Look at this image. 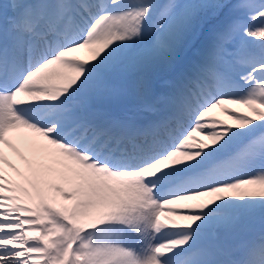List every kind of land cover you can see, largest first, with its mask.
Returning a JSON list of instances; mask_svg holds the SVG:
<instances>
[{"label": "snow or ice", "instance_id": "6c2138e0", "mask_svg": "<svg viewBox=\"0 0 264 264\" xmlns=\"http://www.w3.org/2000/svg\"><path fill=\"white\" fill-rule=\"evenodd\" d=\"M0 9V264H264V0Z\"/></svg>", "mask_w": 264, "mask_h": 264}, {"label": "bare ground", "instance_id": "6f19581e", "mask_svg": "<svg viewBox=\"0 0 264 264\" xmlns=\"http://www.w3.org/2000/svg\"><path fill=\"white\" fill-rule=\"evenodd\" d=\"M19 2H26V0H0V5L7 6V16L11 17V16L14 15V12H13L14 4L15 3H19ZM0 11H3V10L0 9ZM79 54L83 58H88V56H89L88 50H81ZM159 76H160V80H159L160 87L161 88L166 87V85L164 84V80L169 79L170 78L169 75H166V72H160ZM224 107L235 108L239 112H249V109L247 107H245L244 105L227 104V105H224V106H221V107H217L216 109H214L213 112H212V115H215V116L219 117L220 119L225 120L226 116L222 112ZM228 116H230V119H231V120L230 119H228V120H230L231 123H235V121L233 120L232 116L230 114H228ZM21 133L23 135H29V136L35 135L34 133H31L29 130H24V129L21 130ZM197 135H200V133H197ZM257 135H259V132L257 133ZM5 151L9 155V158L12 159L14 163H17L18 166L23 167L21 165L20 161H18L17 158L15 157V155L11 152V150L5 149ZM5 168L15 178V174L11 172V169L7 168V165H5ZM169 214L170 213H167V212L163 213L162 214V218L164 216H166V215H169Z\"/></svg>", "mask_w": 264, "mask_h": 264}, {"label": "rangeland", "instance_id": "374dc122", "mask_svg": "<svg viewBox=\"0 0 264 264\" xmlns=\"http://www.w3.org/2000/svg\"><path fill=\"white\" fill-rule=\"evenodd\" d=\"M162 2H167V0H162ZM166 75H168V74L166 73ZM222 112H223V114L226 116L225 121L231 123V122H230L231 119H230V116H228V113L224 112L223 110H222ZM228 119H230V120H228ZM201 138L206 139L205 137H201Z\"/></svg>", "mask_w": 264, "mask_h": 264}]
</instances>
